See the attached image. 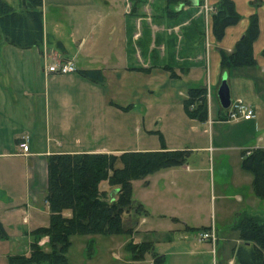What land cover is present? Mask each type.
<instances>
[{
	"label": "crops",
	"instance_id": "1",
	"mask_svg": "<svg viewBox=\"0 0 264 264\" xmlns=\"http://www.w3.org/2000/svg\"><path fill=\"white\" fill-rule=\"evenodd\" d=\"M13 1H17V7L13 6L18 9V0ZM153 1L144 0L131 14V0H43L41 44L18 48L0 33V224L7 236L0 240L8 242L12 250H28L30 232L47 224L48 205L44 196L50 154L79 151L118 154L164 148L187 150L189 155L208 153V160H213L215 152L232 151L238 153L237 162L241 164L243 150L264 149V0H232L240 19L226 28L220 40L214 38L211 22V7L219 0H201L197 14L203 17L204 39L201 46L184 51L167 50L163 41L157 43V37L164 32L167 36L174 35L177 47L184 41L182 29L189 20L166 28L163 20L157 23L153 17L149 7ZM253 14L259 27L252 47L255 63L221 71V51L226 54L233 51ZM145 26L151 37L142 47ZM57 41L63 48L56 47ZM53 58L71 59L76 71L63 75L49 73L46 67ZM94 60L96 63L89 64ZM81 62L86 66L79 67ZM165 64L174 66L177 76L163 68ZM180 64L187 66L184 73L179 70ZM93 68L102 70L103 83L77 74L79 69ZM224 74L226 80L232 74L234 85L239 87L235 93L253 107V118L234 122L221 119L218 98L219 109L213 114L212 90L217 97ZM198 85H205L208 91L205 122L189 118L182 105L187 89ZM131 105L137 114L129 123L125 115L132 109L123 107ZM82 108L90 114L89 124L85 120L80 126L82 130L87 128L86 137L94 138L98 133L103 140L101 144L94 141L93 146L75 150L76 145L72 147L66 139L77 143V115ZM230 123L240 126L239 132H234L236 142L225 144L218 126ZM130 136L133 142L126 143V137ZM24 141L28 144L27 152L19 145ZM241 172L242 178L236 171L227 177L236 183L243 179L252 182V174ZM237 199L243 200L240 195ZM176 221L191 227L188 221ZM226 227L216 223L209 227L215 234L214 256L219 234ZM139 230L136 228L134 233ZM142 241L148 240L135 242ZM242 243L241 239L238 245ZM213 263L218 264L215 257ZM162 264L169 262L164 258ZM230 264H235V258Z\"/></svg>",
	"mask_w": 264,
	"mask_h": 264
},
{
	"label": "trees",
	"instance_id": "2",
	"mask_svg": "<svg viewBox=\"0 0 264 264\" xmlns=\"http://www.w3.org/2000/svg\"><path fill=\"white\" fill-rule=\"evenodd\" d=\"M201 0H198L200 5ZM43 0H18V9L6 0H0V33L5 40L18 48H30L42 43L44 38L42 23ZM130 13L133 14L144 0H131ZM198 5L193 0H163L153 14L156 20H174L177 24L189 20L183 27L182 49H193L204 39L202 14H197ZM240 19L232 0H219L211 7L212 34L220 40L227 27ZM177 20V21H176ZM185 28V29H184ZM259 34L255 14L236 42L231 53L221 51V71L231 68L251 66L255 63L253 43ZM167 50L176 47V37L166 39ZM159 43V36L157 37ZM63 48L60 41L56 42ZM182 49L180 51H182ZM190 51V50H186ZM173 55V53H172ZM264 55V51H263ZM181 73L187 66H178ZM173 76L174 66L163 65ZM79 74L95 83H103L104 76L99 68L79 69ZM208 91L205 85L187 89L182 105L186 115L199 122L208 119ZM124 109H127L125 107ZM224 109L220 107L221 119ZM242 151L241 168L252 174V189L259 198H264V149L252 148ZM187 150H147L123 151L119 154L104 152H63L47 157V188L45 200L48 205L47 224L31 231L33 239L29 244V254H15L8 257V264H70L66 252L73 235L88 234H129L136 229L138 218L147 211L141 203H136L131 195V181L144 178L157 170L186 162ZM106 182L111 192L100 188ZM243 243L233 249L235 264H264V219L252 215H242L235 223ZM48 237L50 250L38 245L43 237ZM0 224V238H6ZM131 256L137 260L151 252L153 264H162L164 255L153 249L152 242H135L130 239L125 244Z\"/></svg>",
	"mask_w": 264,
	"mask_h": 264
},
{
	"label": "rangeland",
	"instance_id": "3",
	"mask_svg": "<svg viewBox=\"0 0 264 264\" xmlns=\"http://www.w3.org/2000/svg\"><path fill=\"white\" fill-rule=\"evenodd\" d=\"M153 2L149 3V7L155 14L163 0ZM16 3L17 1L10 0V4L15 7H17ZM159 22L157 20V23ZM162 22H165V27L170 29L177 25L174 20L163 19ZM164 33L165 39L170 36ZM150 34L151 32L146 28L140 46L143 47L148 43ZM158 35L161 38L159 42L163 41L162 43L166 47L167 44L165 40H162L161 33ZM174 48L182 49V43ZM182 50L184 51V49ZM94 63H96L95 60L89 64ZM80 66L86 65L81 62ZM227 83L229 90L231 88L233 90L230 91V98L237 99L238 95L235 92L239 87L234 85L232 74H228ZM212 92L211 109L215 115L219 104L214 89ZM127 108L132 110L126 113L125 118L129 123H132V118L137 114V110H133L134 106L132 105ZM89 118L88 110L82 108L77 115V143L74 144V139H66L67 144L70 143L72 147L76 145L75 150L93 146L91 143L94 141L101 144L103 140L102 136L98 137V133L94 138L86 137L87 128L82 130L80 126L84 125L85 120L88 125ZM239 127L231 123L218 126L220 133L224 135L225 144L236 142L234 132L238 131ZM126 140V143H130L134 139L130 136L126 137ZM215 141L217 142V139ZM250 149L252 148H249L247 152ZM197 153L189 155L184 163L157 170L144 178L131 181L133 201L141 203L147 211L138 218L136 228H140V232L132 233V235L125 233L73 235L70 237L71 244L66 252L68 262L70 264H152L151 252L145 253L141 260L131 256L125 247L126 242L130 239L134 241L151 240L154 251L163 253L169 264H214L213 257L216 258L218 264H230L231 259L234 261L232 247L241 243L239 230L235 228L234 224L235 216L238 215L236 221L245 214L264 219V198H259L254 194L251 180L247 179L245 182L243 179L236 183L227 177L232 171H236L240 176L243 175L241 171L244 172V170L237 162L238 153L236 155L232 151L221 152V154L215 152L213 160H208V153ZM246 173L251 174L250 172ZM100 188L107 190L108 194L111 192L106 182H101ZM239 195L242 196V201L237 199ZM223 209H226V213H223ZM177 219H183L186 223L190 222L191 227H187L184 223L179 224ZM215 223L218 226L227 227L223 233L219 234L221 238L215 247L216 254L214 256L212 253V243L214 242L199 239L198 232L209 230L210 225ZM145 230H149V233H145ZM33 236L30 232V242ZM3 241L0 240V264H8V257L11 255L29 254V248L25 251L23 249L12 250L10 244ZM38 245L46 251L50 250L47 236H43L38 241Z\"/></svg>",
	"mask_w": 264,
	"mask_h": 264
},
{
	"label": "built area",
	"instance_id": "4",
	"mask_svg": "<svg viewBox=\"0 0 264 264\" xmlns=\"http://www.w3.org/2000/svg\"><path fill=\"white\" fill-rule=\"evenodd\" d=\"M46 69L49 73L63 75L75 72L76 66L71 59L54 60L51 64L47 65ZM223 109V116L227 121H236L239 119L247 120L255 116L253 107L242 98H237L234 100L230 99L228 107ZM19 145L22 148L23 152L28 151L27 141L21 142ZM198 236L201 240H210L211 242H214L215 240V234L212 230L200 231L198 233Z\"/></svg>",
	"mask_w": 264,
	"mask_h": 264
},
{
	"label": "water",
	"instance_id": "5",
	"mask_svg": "<svg viewBox=\"0 0 264 264\" xmlns=\"http://www.w3.org/2000/svg\"><path fill=\"white\" fill-rule=\"evenodd\" d=\"M194 4H198V0H193ZM217 98L222 108H227L230 103V92L226 80V74L222 76L221 83L217 88Z\"/></svg>",
	"mask_w": 264,
	"mask_h": 264
}]
</instances>
